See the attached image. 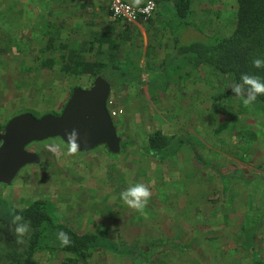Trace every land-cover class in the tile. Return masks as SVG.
Wrapping results in <instances>:
<instances>
[{
	"label": "rangeland",
	"instance_id": "374dc122",
	"mask_svg": "<svg viewBox=\"0 0 264 264\" xmlns=\"http://www.w3.org/2000/svg\"><path fill=\"white\" fill-rule=\"evenodd\" d=\"M91 8L76 0H0V129L21 114L60 115L74 89L94 84L92 75L63 70L67 51L61 45L90 61L110 60L102 75L113 84L126 82L127 73L124 78L113 74L120 66L117 59L127 60L133 52L138 59L142 45H130L131 51L120 45L118 52L99 47ZM194 8V42L204 34L233 33L236 0H194ZM107 26L102 22L98 30ZM111 28L118 33L116 26ZM50 34L56 37L51 51L46 50ZM169 49L168 44L162 51ZM45 59L56 64L44 67ZM180 66L170 65L171 72ZM143 72L151 85L113 86L110 96L109 111L118 112L113 120L123 139L119 154L105 146L77 152L60 138L49 139L35 147L39 163L24 167L12 185L0 184L1 263L8 252L27 248V235L23 245L17 244L10 222L16 209L37 199L47 200L51 213L74 230L105 234L108 249L88 264H252L240 248L243 219L256 224L255 242L264 257V106L218 101L233 80L209 68L167 88L158 70H140L139 75ZM155 131L177 134L170 149L175 153L145 156ZM138 182L152 193L142 211L120 199L122 191ZM164 244L188 250L164 253ZM115 246L139 250L149 261L114 252ZM70 257L45 251L36 254L34 264H82L66 262Z\"/></svg>",
	"mask_w": 264,
	"mask_h": 264
},
{
	"label": "trees",
	"instance_id": "16d2710c",
	"mask_svg": "<svg viewBox=\"0 0 264 264\" xmlns=\"http://www.w3.org/2000/svg\"><path fill=\"white\" fill-rule=\"evenodd\" d=\"M236 4L237 24L230 36L220 37L219 35L204 34L202 41H193L188 44H181L180 40L176 38L175 57L183 64L180 63L181 66L176 67L172 72L171 69L165 71L166 88L172 85V81H174L172 79L181 74L182 71H185V74L184 76L181 75L179 79L189 77L191 73L201 67L209 68L224 77L232 78L233 84L241 82L242 74L255 75L264 80V67L257 69L252 63L254 59L264 60V0H236ZM190 8L191 3L188 0H181L178 4L179 12L183 16L188 14ZM55 42L56 37L50 34L46 50H53ZM101 42L104 43V41ZM61 48L63 51H67L65 55H62L63 70L73 75L89 74L95 80L98 76H103V70L107 69L109 62H111L110 60L109 62L90 61L80 56L75 49H71L68 45H61ZM42 62L44 67L49 68L56 64L55 59H45ZM185 66H188L189 69L184 70ZM113 71L120 76L125 74L122 69H119V66ZM172 73L174 74L172 75ZM227 99L236 100L244 105L242 99L232 92L231 87L218 96L217 100ZM254 104L264 106V95L259 96ZM244 109L247 110L246 107ZM176 138L177 135H166L162 131H155L149 135L145 151L148 156L169 157L171 153H175L171 152L170 149L173 147ZM183 146L184 144L180 145L179 149ZM16 211L24 217L26 222H31V231L27 235L28 246L24 251L13 250L8 252L4 256V264H34L36 254L45 251L71 254L72 257L68 258L66 262L88 264L95 254L108 249L107 245L104 244L105 234L74 230L69 223L59 221L53 212L51 213L47 200L37 199L24 209H16ZM255 228L256 224L249 222L248 219L243 222L240 248L242 251H246L247 257L252 260V264H264V257L259 253L254 241ZM61 232L70 238L66 245H63L59 238L58 234ZM113 248H115L114 252L134 256L146 262L149 261L142 252L140 253L134 248L128 246H115ZM178 248H182L181 251L188 250L186 245L164 244L161 246V252L167 253ZM153 251L154 249L151 250V252ZM154 254L156 251L152 255Z\"/></svg>",
	"mask_w": 264,
	"mask_h": 264
},
{
	"label": "water",
	"instance_id": "95a60500",
	"mask_svg": "<svg viewBox=\"0 0 264 264\" xmlns=\"http://www.w3.org/2000/svg\"><path fill=\"white\" fill-rule=\"evenodd\" d=\"M112 87L98 76L90 88L74 89L60 115L26 113L9 121L0 133V184L12 185L24 167L39 163V155L27 150L33 143L60 138L77 152L105 146L119 154L123 139L108 109Z\"/></svg>",
	"mask_w": 264,
	"mask_h": 264
},
{
	"label": "crops",
	"instance_id": "0c3cea01",
	"mask_svg": "<svg viewBox=\"0 0 264 264\" xmlns=\"http://www.w3.org/2000/svg\"><path fill=\"white\" fill-rule=\"evenodd\" d=\"M127 1L133 5L141 6L144 5V3L147 0H127ZM188 1L191 3V8L186 16H183V14H181L178 9V4L181 2V0H162L159 4L157 11L150 19L149 25H147L148 23L146 24V22H139L137 24L130 26L127 25L126 22L124 23V21L122 22V20L115 19V17L111 16L108 0H82V1L76 0V3L79 5L85 7H88V5L93 6V8L90 9V12H92L95 15L94 16L95 18H93V20L91 19V21H93L91 22V24L95 25V28H93L94 29L93 34L96 36L95 40L99 41L98 42L99 47L103 46V48L104 47H107L109 49L111 48L113 52H118L119 50L117 49L120 45H121L120 46L121 49L125 47V49H128L130 51L132 49L130 45L132 46L142 45L143 51H140L139 49H138L139 51H137L139 55L138 59L136 58L137 56H135L136 55L135 52L130 53L131 55L128 56L127 60L125 58L117 59L120 65L119 69H122L124 73H127L128 79L126 80V82H121V83L116 82L114 84L113 81L109 80L112 83V86L114 85V87H116L117 89V87L119 88L122 86H127L129 84L151 85L152 82L147 83L145 81L146 75H144V72L141 75H139L140 70L146 71L147 69L148 70L150 69V71L151 69L158 70L160 75L163 77L164 81H166L165 71L167 69H171L170 65L178 64L180 62L176 60L175 57L176 38L180 40L181 44H188L193 41L192 31L194 29V15L196 9L194 8V0H188ZM67 3H69V0H67ZM102 22H105L108 25L107 29L98 30V25H101ZM113 25L117 27L118 33H115L116 31H114V29L111 28ZM145 26L148 27L146 28ZM135 38L141 39L140 43L137 42V39L135 40ZM166 38L170 39V41L169 42L165 41ZM101 41H104V43H102ZM123 43L124 45L122 46ZM168 44L170 49L167 51H162L163 48H165V45L168 46ZM90 46L91 47L94 46V43L93 44L90 43ZM134 58H136L137 60H135ZM150 63L152 64L150 65ZM180 63L183 64L182 62ZM126 66L129 68V72H125ZM182 68L180 69V71L182 70ZM187 69H189V67L185 66L184 70ZM134 71L136 72L134 73ZM113 74L116 76L115 72H113ZM184 74L185 71H182L181 74H178L176 77H174L172 79L174 80L172 85H179L181 84V82L188 80L193 75V73H191L189 77L179 79L180 76L181 75L184 76ZM114 87L112 88L114 89ZM171 135H177V134H171ZM186 146L191 147L192 144H188ZM146 147L147 145L145 146V148ZM192 150L195 151L194 146H192ZM145 156L148 155L145 154ZM244 221L245 220L243 219V222ZM242 225L240 227L241 234H242ZM256 230H257V226L254 231L255 233L254 241L256 239H259V237L256 234Z\"/></svg>",
	"mask_w": 264,
	"mask_h": 264
},
{
	"label": "clouds",
	"instance_id": "9594fccd",
	"mask_svg": "<svg viewBox=\"0 0 264 264\" xmlns=\"http://www.w3.org/2000/svg\"><path fill=\"white\" fill-rule=\"evenodd\" d=\"M253 66L257 69L264 67V60L254 59ZM241 82L231 85V90L235 96L242 99L243 104L251 106L259 96L264 95V80L260 77L250 74H242ZM152 193L144 183H135L122 191L120 199L133 210L142 211L151 199ZM11 231L14 232L16 243L23 245L24 237L31 231V222L25 221L24 217L13 213L11 219ZM63 245L69 243L70 238L67 234L61 232L58 234Z\"/></svg>",
	"mask_w": 264,
	"mask_h": 264
},
{
	"label": "built area",
	"instance_id": "2783aa9c",
	"mask_svg": "<svg viewBox=\"0 0 264 264\" xmlns=\"http://www.w3.org/2000/svg\"><path fill=\"white\" fill-rule=\"evenodd\" d=\"M162 0H147L144 5L136 6L127 0H108L111 14L128 24H137L139 22H148L155 12ZM112 105L109 100L108 109ZM111 112V117H116L118 112Z\"/></svg>",
	"mask_w": 264,
	"mask_h": 264
},
{
	"label": "flooded vegetation",
	"instance_id": "af4514ba",
	"mask_svg": "<svg viewBox=\"0 0 264 264\" xmlns=\"http://www.w3.org/2000/svg\"><path fill=\"white\" fill-rule=\"evenodd\" d=\"M61 113H62V112H61ZM4 130H5V127H4L3 129H0V133H3ZM46 141H48V140H46ZM46 141H44V142H46ZM44 142L33 143V144H31V145L28 146L27 150L30 151V152H33V153H36V154L39 155V153H38L39 150H37L35 147L38 146L39 144L44 143ZM39 156H40V155H39ZM29 166H30V165H29Z\"/></svg>",
	"mask_w": 264,
	"mask_h": 264
}]
</instances>
